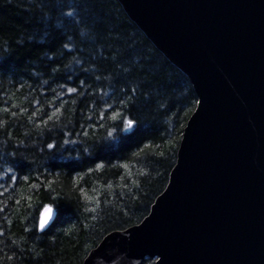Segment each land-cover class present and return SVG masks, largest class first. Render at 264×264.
Wrapping results in <instances>:
<instances>
[{
  "label": "trees",
  "instance_id": "16d2710c",
  "mask_svg": "<svg viewBox=\"0 0 264 264\" xmlns=\"http://www.w3.org/2000/svg\"><path fill=\"white\" fill-rule=\"evenodd\" d=\"M196 101L116 0H0V264H82L107 234L139 224ZM45 204L56 216L39 232Z\"/></svg>",
  "mask_w": 264,
  "mask_h": 264
},
{
  "label": "water",
  "instance_id": "95a60500",
  "mask_svg": "<svg viewBox=\"0 0 264 264\" xmlns=\"http://www.w3.org/2000/svg\"><path fill=\"white\" fill-rule=\"evenodd\" d=\"M116 1L201 103L148 216L82 264H264V0Z\"/></svg>",
  "mask_w": 264,
  "mask_h": 264
},
{
  "label": "snow or ice",
  "instance_id": "6c2138e0",
  "mask_svg": "<svg viewBox=\"0 0 264 264\" xmlns=\"http://www.w3.org/2000/svg\"><path fill=\"white\" fill-rule=\"evenodd\" d=\"M69 16H72L73 13H68ZM76 89L73 88V87H69L67 89V92L69 94L75 92ZM197 104L201 103V101H196ZM5 111H7V109H5ZM61 111L60 108H56L55 111L53 113H50L48 116H47V120L44 121V123L46 124L47 121H51L54 117V115L56 113H59ZM21 114L23 115L24 112L23 110H21ZM120 112L119 111H114L112 112V114L110 115L109 119L112 120V121H116L119 117H120ZM36 116V113L33 112L32 113V117L34 118ZM101 118H103V116H101ZM136 124V121L132 120V119H129L127 116H124L123 117V127H122V131L124 132H129L130 130L133 129L134 125ZM39 127V124L37 125ZM108 135L109 136H112V132L109 131L108 132ZM175 143H172L170 142L169 143V147L171 148H175ZM47 147L49 149H52L54 146L52 144H48ZM145 148H149V147H152L151 144H145L144 145ZM137 155H139V153H137ZM160 155H164V153H160ZM102 165L101 164H97V168L99 169ZM122 167H127V165H122ZM12 179V182L14 183L16 181V176H12L11 177ZM25 180H27V177H24ZM75 182L78 184L79 183V178H76L75 179ZM33 187H35V185H33ZM81 193L84 194V189H81ZM17 204H19V201H16ZM0 211H3L2 208H0ZM89 211H92L91 209ZM53 214V208L50 204H45L44 205V208H43V211L40 213V217H39V221H38V224H37V230L38 231H43L45 229V226L48 224L49 220L51 219V216ZM25 231H27V229H25ZM2 234V233H0ZM157 264H159V261H157Z\"/></svg>",
  "mask_w": 264,
  "mask_h": 264
}]
</instances>
